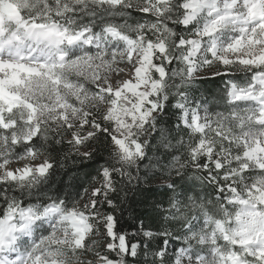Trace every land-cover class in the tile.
I'll use <instances>...</instances> for the list:
<instances>
[{"label": "clouds", "instance_id": "obj_1", "mask_svg": "<svg viewBox=\"0 0 264 264\" xmlns=\"http://www.w3.org/2000/svg\"><path fill=\"white\" fill-rule=\"evenodd\" d=\"M0 264H264V0H0Z\"/></svg>", "mask_w": 264, "mask_h": 264}]
</instances>
